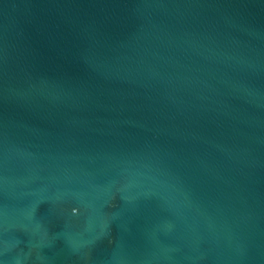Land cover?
<instances>
[{"label":"water","instance_id":"water-1","mask_svg":"<svg viewBox=\"0 0 264 264\" xmlns=\"http://www.w3.org/2000/svg\"><path fill=\"white\" fill-rule=\"evenodd\" d=\"M0 264H264V0H0Z\"/></svg>","mask_w":264,"mask_h":264}]
</instances>
